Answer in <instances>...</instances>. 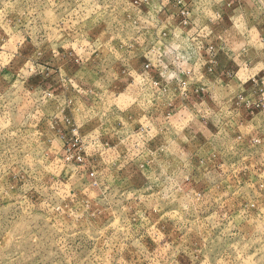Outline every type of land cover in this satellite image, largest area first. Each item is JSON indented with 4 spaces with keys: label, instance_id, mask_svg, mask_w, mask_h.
<instances>
[{
    "label": "rangeland",
    "instance_id": "374dc122",
    "mask_svg": "<svg viewBox=\"0 0 264 264\" xmlns=\"http://www.w3.org/2000/svg\"><path fill=\"white\" fill-rule=\"evenodd\" d=\"M0 264H264V0H0Z\"/></svg>",
    "mask_w": 264,
    "mask_h": 264
}]
</instances>
